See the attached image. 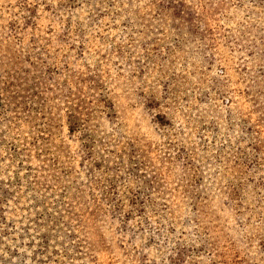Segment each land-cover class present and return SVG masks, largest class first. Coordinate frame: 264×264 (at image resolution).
<instances>
[{
    "label": "rangeland",
    "instance_id": "obj_1",
    "mask_svg": "<svg viewBox=\"0 0 264 264\" xmlns=\"http://www.w3.org/2000/svg\"><path fill=\"white\" fill-rule=\"evenodd\" d=\"M0 264H264V0H0Z\"/></svg>",
    "mask_w": 264,
    "mask_h": 264
}]
</instances>
